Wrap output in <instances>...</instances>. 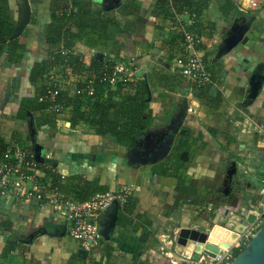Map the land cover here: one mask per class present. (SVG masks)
<instances>
[{"label":"crops","instance_id":"crops-1","mask_svg":"<svg viewBox=\"0 0 264 264\" xmlns=\"http://www.w3.org/2000/svg\"><path fill=\"white\" fill-rule=\"evenodd\" d=\"M94 1L99 2L103 10L111 5L106 0ZM233 1L237 8L243 6V14L253 17L238 44L213 60L236 17L220 16L217 9L220 0H212L206 12L207 20L215 23L214 34H202L201 53L211 61L207 64L215 76L210 95L220 96L218 105L210 107L202 103L194 97L190 84L184 83L181 90L185 94H181L180 90H167L161 81H155L149 86L147 109L154 122L142 135L123 146L109 136L96 134L85 124L71 125L72 107L68 105L56 115L52 126L43 121L48 110L31 113L26 120L15 118L21 97L33 95L35 86L46 82L42 79L36 85L30 83L31 64L61 47L43 41L45 25L53 18L52 0H29L32 13L20 37V42L26 45L21 62L7 64L5 52L0 57V140L5 145L20 144L33 153L40 151L44 165H52L54 172L61 176L78 174L88 180L97 179L110 191L131 195L136 204L132 223L115 227L111 221L106 235L83 256L79 243L69 234V222L50 204L0 198V264H90L89 257L97 245L98 254L102 253L103 246L110 247V257L104 264H171L172 259L179 263L175 254L178 250L180 253L192 250L191 236L201 234L203 238L194 239L193 243L205 246V236L213 224H235L234 215L247 200L258 199L264 181V166L257 155V148L264 146V142L257 139L255 132L256 122L264 119V0H252L257 6H250V0ZM154 2L134 0L140 7L141 20L138 29L117 36L122 46L116 58L83 42L75 44L72 54L82 58L84 67L89 66L95 54H102L103 60L132 62L136 74L145 80L154 70L162 73L160 66L165 68L164 72H174L171 64L180 47L176 48L175 40L170 41L172 31L167 29L166 20L153 12ZM10 8L16 23V0L10 1ZM213 8L215 13H212ZM117 9L109 13L120 16ZM120 56L125 59L121 60ZM55 67L54 72L61 75L62 89L68 96L73 95L76 83L90 73L74 75L66 73L59 65ZM258 74H263L261 86L257 96L250 99V82ZM188 106L192 112H187ZM173 123L177 132L169 128ZM182 127L190 128L195 134L201 133L205 142L204 148L193 150L185 170L177 171L183 184H179L174 175L156 174L154 167L160 161L128 163L131 150L143 144L144 139L155 141L161 136L175 139ZM231 160H235L237 171L229 194L224 195L223 181ZM116 204L101 215L99 228L104 229L114 214L116 221L122 206ZM136 214L150 221L147 233L137 225L140 221ZM182 230L187 231V236L180 235ZM142 232L145 234L140 241ZM161 246L167 253L160 250Z\"/></svg>","mask_w":264,"mask_h":264},{"label":"trees","instance_id":"trees-1","mask_svg":"<svg viewBox=\"0 0 264 264\" xmlns=\"http://www.w3.org/2000/svg\"><path fill=\"white\" fill-rule=\"evenodd\" d=\"M11 0H0V57L5 52V62L9 65L21 62L26 45L20 42V37L13 38L12 33L15 22L11 17ZM212 0H155L153 12L162 18L173 17L183 11L192 15V27L203 35L212 36L215 32V23L207 20L206 12ZM52 11L55 16L45 25L43 41L50 45H61L68 51L62 54L59 49L51 52L50 55L40 61L31 64L28 80L36 85L45 79L48 72L59 65L69 74L82 75L85 72L98 75L103 64L112 62L102 58V54H95L91 57L88 67H84L82 58L72 54V49L78 42H83L90 48L113 55L115 58L121 51V43L117 37L119 34H127L138 29L141 20L140 7L134 0H126L118 7L116 13L106 12L101 4L94 0H52ZM221 17L228 18L243 14L238 10L233 0H220L217 7ZM132 28V29H131ZM130 30V31H129ZM175 40L176 48L180 44L181 36L177 30L171 32V42ZM202 46V45H201ZM206 64L209 61L204 57ZM208 66V64H207ZM209 68V67H208ZM211 80L204 84H197L192 87L194 97L202 103L216 107L220 96L210 95V89L215 79L214 70H210ZM161 81L167 90L178 91L184 88L186 82L182 75L177 72L157 71L149 73L147 80L139 77L126 83H118L114 88L104 82L96 81V92L94 96L86 94L68 96L65 92V104L72 107L69 116L71 125L85 124L95 133L102 136H109L116 143L126 146L135 137L152 125L154 117L147 113L149 107V86L155 81ZM78 81L76 86H81ZM33 95L21 97L15 115L16 119L26 120L31 113L46 111L48 102L42 98L45 84L35 86ZM151 88V87H150ZM57 114L48 112L43 121L53 125ZM13 136H16L14 133ZM200 140V143L198 141ZM20 145V144H19ZM0 140V148H5ZM202 134H195L190 128L182 127L175 136L173 146L164 160L155 164V173L158 175L177 177V182L183 184L184 180L177 171L185 170L193 150L197 147L204 148ZM23 147V146H21ZM25 148V147H23ZM178 166V167H177ZM43 181L48 189H58L75 200H84L96 192L108 191V186L100 184L97 179L88 180L81 175L61 176L51 169L45 170ZM136 200L127 195L126 200L119 208L115 227H124L133 221L132 214L135 209ZM135 217L140 221L143 230L148 232L150 221L140 214ZM98 246V245H97ZM95 247L89 257L90 264H104V260L110 257V247L103 246L102 253L98 254V247ZM245 245L234 250V256L239 253ZM97 248V249H96ZM85 260V258H82Z\"/></svg>","mask_w":264,"mask_h":264},{"label":"built area","instance_id":"built-area-1","mask_svg":"<svg viewBox=\"0 0 264 264\" xmlns=\"http://www.w3.org/2000/svg\"><path fill=\"white\" fill-rule=\"evenodd\" d=\"M250 6H257L255 1H249ZM238 7L243 11V6ZM169 31L177 30L181 36L180 51L172 61V70L183 76L189 84H204L210 82L211 73L203 58L201 45L204 36L192 27L193 19L187 11L165 18ZM62 54L68 51L59 48ZM73 53V52H72ZM111 64H103L98 75L90 74L83 79V84L74 88L77 95L86 94L94 96L98 80L114 88L118 83H126L137 78L136 68L132 62H122L109 59ZM56 68V67H55ZM53 68L48 72L45 80V90L42 98L47 100V110L59 114L66 108L62 95L63 84L61 75L55 74ZM187 112H192L187 107ZM255 132L258 138L264 142V119L256 122ZM54 171L52 165H44L34 158V153L18 144L11 143L0 148V198L10 197L20 201L47 202L53 210L60 212L69 222V234L74 238L83 250L90 251L101 238L99 232V219L102 214L113 204L122 205L127 194L124 191L96 192L85 200H75L66 196L58 189H48L43 181L45 169ZM249 214L253 215L251 222H244ZM234 223L226 224L234 230L240 224L245 223L243 229L238 232L237 239L229 244V247H220L214 252V256L200 252L197 259H193L194 249L188 253L177 251L176 257L180 260H171V264H230L234 258V250L238 249L254 235L264 224V181L257 200L248 199L245 206L237 212ZM244 220V221H242ZM90 240V242H89ZM160 250L165 252L164 247ZM212 252V250H209ZM167 253V252H165Z\"/></svg>","mask_w":264,"mask_h":264},{"label":"water","instance_id":"water-1","mask_svg":"<svg viewBox=\"0 0 264 264\" xmlns=\"http://www.w3.org/2000/svg\"><path fill=\"white\" fill-rule=\"evenodd\" d=\"M109 1L111 4L110 6H105L104 11L106 12H114L119 6H121L125 0H106ZM17 3V20L13 29L12 37L17 38L22 35L27 25L30 23L31 20V5L29 0H16ZM108 3V4H109ZM55 13H51V17H54ZM253 17L245 14H241L236 16L233 19L229 29L226 31L225 36L222 38L220 44L217 47V50L213 56V60L219 59L222 55L228 53L232 48H234L240 39L242 38L244 32L248 29L249 20H252ZM255 80H251L250 82V91H249V98L253 99L257 96V93L261 86V79L263 78V74H258L255 76ZM187 91V90H186ZM173 132H177L175 124H171L169 126ZM174 140L173 136H161L159 140L151 141V140H143V144L139 147H135L131 150L133 152L128 157V163L131 165H138V164H146V163H155L158 161L163 160L168 152L170 151V147ZM130 144V143H129ZM128 144V145H129ZM34 158L40 162H44V156L39 152L34 153ZM237 171V166L235 160H231L228 164V167L225 172V178L223 181V189L222 193L224 195H228L233 185V177L235 176ZM114 204V203H113ZM111 205L106 212L112 207L117 206L115 203ZM253 219V215L249 214L248 217L242 221L244 222H251ZM115 223V214L113 217L108 220L104 229L99 228V232L101 236L106 235V231L108 230L109 226ZM245 223L240 224L238 227H235L234 230L220 224H213L209 229L208 233L205 236L206 245L204 243H193L191 246L194 249L192 258L197 259L200 252L206 253L210 256H214V252L219 251L220 247L227 248L229 244L233 243L237 237L238 232H240ZM216 227H220L225 229L229 234L227 237H220L214 236L213 237V230ZM145 232H142L139 236V240L142 241ZM187 231L182 230L180 235L182 237L187 236ZM90 242V240H89ZM209 250H212L210 252ZM83 256H86L87 251L81 249L80 250ZM230 264H264V224L254 233V235L248 240L244 248L237 253Z\"/></svg>","mask_w":264,"mask_h":264},{"label":"rangeland","instance_id":"rangeland-1","mask_svg":"<svg viewBox=\"0 0 264 264\" xmlns=\"http://www.w3.org/2000/svg\"><path fill=\"white\" fill-rule=\"evenodd\" d=\"M216 11H215V8H213V12L212 13H215ZM120 58H121V60H124L125 58H123V57H121L120 56ZM108 60V59H107ZM163 64H164V62H162ZM166 63H168L167 61H166ZM164 69L165 68H162L161 66H160V70H162V72H164ZM159 70V71H160ZM185 84L188 86L189 85V83H187V82H185ZM195 85H197V84H190V86L191 87H193L194 88V86ZM185 91H183V90H181L180 89V93L181 94H183ZM185 94V93H184ZM257 139L259 140V141H261L259 138H258V136H257ZM23 145H24V142H23ZM257 155L259 156V158H260V160H261V163H262V165L264 166V146H260V147H258L257 148ZM192 238H193V236H192ZM248 242V241H247ZM246 242V243H247ZM246 245V244H245Z\"/></svg>","mask_w":264,"mask_h":264},{"label":"bare ground","instance_id":"bare-ground-1","mask_svg":"<svg viewBox=\"0 0 264 264\" xmlns=\"http://www.w3.org/2000/svg\"><path fill=\"white\" fill-rule=\"evenodd\" d=\"M228 232L225 230V229H222V228H220V227H216L214 230H213V237L215 236H220V237H227L228 236ZM190 236H191V234H190ZM197 238H199V239H201V238H203V236H201V234L198 236H196V237H194V238H192V236H191V240H190V242H189V245L190 246H192L193 245V240L194 239H197Z\"/></svg>","mask_w":264,"mask_h":264}]
</instances>
